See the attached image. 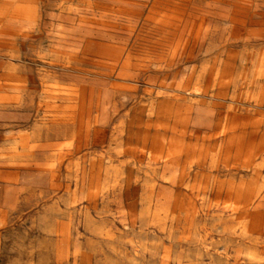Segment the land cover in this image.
I'll use <instances>...</instances> for the list:
<instances>
[{
    "label": "rangeland",
    "instance_id": "obj_1",
    "mask_svg": "<svg viewBox=\"0 0 264 264\" xmlns=\"http://www.w3.org/2000/svg\"><path fill=\"white\" fill-rule=\"evenodd\" d=\"M161 1L0 0V264H264V0L239 14L246 43L221 15L196 34L189 13L161 28L174 14ZM215 68L223 78L185 99L180 85ZM171 101L227 133L189 126L172 165ZM249 191L252 209H232Z\"/></svg>",
    "mask_w": 264,
    "mask_h": 264
},
{
    "label": "bare ground",
    "instance_id": "obj_2",
    "mask_svg": "<svg viewBox=\"0 0 264 264\" xmlns=\"http://www.w3.org/2000/svg\"><path fill=\"white\" fill-rule=\"evenodd\" d=\"M196 1H201V0H196ZM205 1V0H204ZM207 4H208V9L205 10H200L194 6H192V2H194V0H163L161 1V5L163 6H171L174 14H170L168 17L167 16H163L161 18H159L158 20V24L160 25L161 28L164 27H179L180 24L183 23V19H185V17L187 18V14H191L192 17V24L193 26L195 25L196 28H194L195 30V34L200 31L204 25H206L207 20L210 21L211 18H213L214 16L218 15V16H222L227 18V20L230 22V30L233 33V37H229V39H227L228 41H231V39H234L235 41H242V42H247V41H252L250 40V38H248L249 34L247 33V25H248V20L247 17L244 15H239L240 13H242V9H244L245 5H249V1L250 0H206ZM259 1V0H258ZM13 2V1H12ZM27 2V1H26ZM91 2V1H90ZM7 3V2H6ZM16 3V2H15ZM32 3V2H30ZM2 4V3H1ZM5 4V2H4ZM33 4V3H32ZM100 4V3H97ZM11 5V4H10ZM19 5V4H18ZM28 5H30L28 3ZM64 5H66L64 3ZM102 5V4H101ZM4 6V5H3ZM2 6V7H3ZM25 6V5H24ZM34 6V5H33ZM72 6V5H71ZM70 6V7H71ZM95 6V5H93ZM92 6V7H93ZM108 6V5H107ZM111 6V5H110ZM113 6V5H112ZM261 6V5H260ZM259 6V8H260ZM264 6V5H263ZM61 7V6H60ZM76 7V6H74ZM98 7V6H97ZM251 7V6H250ZM4 8V7H3ZM12 8V7H10ZM27 8V7H26ZM65 8V7H64ZM73 8V7H72ZM263 8V7H262ZM5 9V8H4ZM9 10V8H7ZM30 9V8H29ZM78 9V8H77ZM91 9V8H90ZM116 9V8H115ZM122 9V8H120ZM149 9V8H148ZM1 10V9H0ZM66 10V9H65ZM70 10V9H69ZM68 10V11H69ZM95 10V9H94ZM100 10V8H99ZM103 10V9H102ZM175 10V11H174ZM4 11V10H3ZM10 11V10H9ZM8 11V12H9ZM34 11V9H33ZM60 11V10H58ZM67 11V10H66ZM72 10H70L71 12ZM85 11V10H84ZM89 11V10H88ZM105 11V10H104ZM252 11V10H251ZM95 12V11H94ZM129 12V10H128ZM33 13V12H32ZM90 13V12H89ZM116 13V12H115ZM251 13V12H250ZM91 14V13H90ZM93 14V13H92ZM97 14V12H96ZM101 14V13H100ZM143 14V13H142ZM149 14V13H148ZM32 15V14H31ZM73 15V14H72ZM82 15V14H81ZM88 15V14H87ZM95 16V14H93ZM121 15V14H120ZM135 15V14H134ZM258 15V14H257ZM84 16V15H82ZM113 16V15H112ZM145 16V15H144ZM143 16V18H144ZM254 16V15H253ZM106 17V16H105ZM111 17V16H110ZM116 17V16H115ZM134 17V16H133ZM136 17V16H135ZM16 18V17H15ZM101 18V17H100ZM117 18V17H116ZM91 19V18H90ZM256 19V18H253ZM259 19V18H258ZM126 20H128L126 18ZM252 20V19H251ZM42 21V20H41ZM83 21V20H82ZM103 21V20H102ZM120 21V19H119ZM153 21V20H152ZM189 21V19H188ZM201 21V22H199ZM76 22V21H75ZM84 22V21H83ZM107 22V21H106ZM121 22V21H120ZM132 22V21H131ZM138 22V21H137ZM149 22V21H148ZM253 22V21H252ZM258 22V21H257ZM82 23V22H81ZM109 23V22H108ZM116 23V22H115ZM44 24V23H43ZM57 24V23H56ZM136 24V23H135ZM190 24V22H189ZM189 24H188V28H189ZM253 24V23H252ZM61 25V24H59ZM120 25V24H119ZM251 25V24H249ZM104 26V25H102ZM126 26V25H125ZM184 26V25H183ZM187 26V24H186ZM254 26V24H253ZM42 27V26H41ZM132 27V26H131ZM182 27V26H181ZM185 27V26H184ZM113 28V27H112ZM120 28V27H119ZM61 29V28H60ZM68 29V28H67ZM91 29V28H89ZM42 30V29H41ZM10 33L9 31L5 34ZM65 33V31H64ZM77 33V32H76ZM85 33V32H84ZM91 33V32H90ZM99 33V32H97ZM105 33V32H104ZM103 33V34H104ZM191 33V32H190ZM71 35V33H69ZM68 34V35H69ZM92 34V33H91ZM116 34V33H115ZM118 34V33H117ZM74 35V34H73ZM101 35V34H100ZM122 35V34H121ZM124 35V34H123ZM132 35V34H131ZM189 35V34H188ZM63 36V35H62ZM81 36V35H80ZM84 36V35H83ZM91 36V35H90ZM102 36V35H101ZM64 37V36H63ZM74 37V36H73ZM75 38V37H74ZM113 38V37H112ZM122 38V36H121ZM38 39V38H37ZM80 39V37H79ZM186 39V38H185ZM83 40V39H82ZM109 40V39H108ZM119 40V39H117ZM187 40V39H186ZM189 40V39H188ZM7 41V40H6ZM43 42V41H42ZM110 42V41H109ZM150 42V41H149ZM184 42V41H183ZM254 42V41H253ZM3 43V42H2ZM9 43V41H8ZM7 43V44H8ZM17 43V42H16ZM89 43V42H88ZM176 43V42H175ZM174 43V44H175ZM91 44V43H90ZM9 45V44H8ZM92 45V44H91ZM96 45V44H95ZM130 45V44H129ZM11 46V44H10ZM41 46V45H40ZM86 46V45H85ZM94 46V45H93ZM97 46V45H96ZM115 46V45H114ZM127 46V45H126ZM9 47V46H8ZM25 47V46H23ZM123 47V46H122ZM173 47V46H172ZM177 47V46H176ZM3 48V47H2ZM26 48V47H25ZM41 48V47H39ZM124 48V47H123ZM7 49V48H6ZM10 49V47L8 48ZM92 49V48H91ZM102 49V48H101ZM117 49V48H116ZM119 49V48H118ZM125 49V48H124ZM131 49V48H130ZM188 49V48H187ZM23 50V49H22ZM37 50V49H36ZM103 50V49H102ZM1 51V50H0ZM44 51V50H43ZM173 51V50H172ZM23 52V51H22ZM31 52V51H30ZM167 52V51H166ZM6 53V52H5ZM37 53V52H36ZM85 53V52H83ZM88 53V50H87ZM123 53V52H122ZM131 53V52H130ZM134 53V52H133ZM8 54V53H7ZM33 54V53H32ZM81 54V53H80ZM105 54V53H104ZM171 54V53H170ZM20 55V54H19ZM16 54V56H19ZM36 55V54H35ZM107 55V52H106ZM110 55V54H109ZM12 56V55H11ZM15 56V55H14ZM12 56V57H14ZM42 56V55H40ZM86 56V55H85ZM105 56V55H104ZM173 56V55H172ZM20 57V56H19ZM48 57H51L48 55ZM64 57V55H63ZM110 57V56H109ZM53 58V57H52ZM60 58V57H59ZM58 58V60H59ZM67 58V57H66ZM44 59V58H43ZM47 59V58H46ZM49 59V58H48ZM112 59V58H111ZM114 59V57H113ZM121 59V58H120ZM178 59V58H177ZM19 60V59H18ZM45 60V59H44ZM51 60V59H50ZM67 60V59H66ZM55 61V60H54ZM68 61V60H67ZM66 61V62H67ZM118 61V60H116ZM177 61V60H176ZM25 62V61H24ZM49 62V61H48ZM179 62V61H178ZM184 62V61H183ZM7 63V62H6ZM53 63V62H52ZM103 63V62H102ZM15 64V63H14ZM13 64V65H14ZM19 64V61H18ZM23 64V63H22ZM118 64V63H117ZM176 64V63H175ZM17 64H15L16 66ZM38 65V64H37ZM162 65V64H161ZM41 66V65H40ZM47 66V65H46ZM62 66V65H61ZM66 67V65H64ZM132 66V65H131ZM148 66V65H147ZM7 67V66H6ZM45 67V66H44ZM53 67V66H52ZM23 68V67H22ZM68 68V67H66ZM212 68V67H211ZM5 69V68H4ZM55 69V68H54ZM65 69V68H64ZM156 69V68H155ZM255 69V70H254ZM254 71H252V76L254 77L253 80H257L258 78H260V74H261V70L260 67L255 66L254 67ZM25 70V69H24ZM210 70V67H209ZM14 71V70H13ZM16 71V70H15ZM18 71V70H17ZM26 71V70H25ZM39 71V70H37ZM95 71V70H94ZM52 72V71H51ZM57 72V71H55ZM110 72V71H109ZM209 72V71H208ZM93 73V72H91ZM153 73V72H152ZM156 73V72H154ZM153 73V74H154ZM24 74V73H22ZM84 74V72H83ZM95 74V73H94ZM99 73H97L98 75ZM101 74V73H100ZM150 74V73H149ZM25 75V74H24ZM31 75V74H30ZM7 76V75H6ZM5 76V77H6ZM42 76V75H41ZM40 76V77H41ZM150 76H152L150 74ZM258 76V77H255ZM4 77V76H3ZM10 77V76H8ZM21 78V76H18ZM23 77V76H22ZM109 77V76H108ZM33 78V77H31ZM148 78V77H147ZM151 78V77H150ZM223 78V72L220 68H215L212 69L210 74H207L205 72L201 73L198 77V79L196 80V82L193 85H190V83L187 84V82L184 84L180 85L179 91L183 92L186 94V98L187 100L191 99V97L197 96L199 98H201L202 96H205V94L207 93L204 85L206 84V82L211 81L214 82L215 84H217L221 79ZM3 79V78H2ZM37 79V78H36ZM42 79V78H41ZM50 78H48L49 80ZM47 80V81H48ZM58 80V79H56ZM119 80V79H118ZM150 80V79H149ZM14 81V80H13ZM38 81V80H37ZM51 81V80H50ZM184 81V80H183ZM53 82V81H52ZM63 82V81H62ZM142 83V82H141ZM30 84V83H29ZM66 84V82H65ZM144 84V83H143ZM33 85V84H31ZM35 85V84H34ZM43 85V84H42ZM70 85V84H68ZM75 85V84H74ZM149 85V84H148ZM179 85V84H178ZM36 86V85H35ZM80 86V85H79ZM86 86V85H85ZM25 88V87H24ZM44 88V87H43ZM88 88V87H87ZM98 88V87H97ZM108 88V87H107ZM41 89V88H40ZM138 88H136L137 90ZM46 90V89H45ZM97 90V89H96ZM44 91V90H43ZM125 91V90H124ZM79 92V90H78ZM88 92V91H87ZM123 92V91H122ZM29 93V91H28ZM146 93V92H145ZM22 94V93H21ZM25 94V93H24ZM98 94V92H97ZM16 95V94H15ZM146 95V94H145ZM97 96V95H96ZM40 97H42L40 95ZM39 98V97H38ZM20 99V98H19ZM40 99V98H39ZM93 99V98H92ZM16 100V99H15ZM31 100V99H30ZM36 100V99H35ZM54 100V99H53ZM116 100V99H115ZM66 101V100H65ZM71 101V100H70ZM88 101V100H87ZM113 101V100H112ZM11 102V101H10ZM17 102V101H15ZM24 102V101H23ZM46 102V101H45ZM90 102V101H89ZM92 102V101H91ZM168 102V101H167ZM3 103V102H2ZM1 103V104H2ZM32 103V102H31ZM63 103V102H62ZM61 103V104H62ZM99 103V102H98ZM120 103V102H119ZM164 103V102H163ZM68 104V103H66ZM34 105V103H33ZM31 104V106H33ZM37 105V104H36ZM54 105V104H53ZM5 106V105H3ZM90 106V105H89ZM6 107V106H5ZM28 107V106H26ZM68 107V106H67ZM144 107V106H143ZM89 108V107H88ZM145 108V107H144ZM190 107L187 105H180L179 103H177V101H171L169 104L165 105V107L163 108V112L165 114H167V116H169V118H171L172 120V126H171V134H172V139H167L165 138L163 140L164 143V147L168 146L167 148H165V151L162 155L163 159L165 158L167 161H169L172 165L177 164V162H179V158H180V154H181V150H178L177 145L179 144V142L181 141L182 137H184L186 135V129L189 126H193V130L189 133L190 136L193 137H198L199 135H201L202 133L205 134L207 133V135H205L204 137H207L208 139L212 140L213 138H223V136L227 133V128L224 126L223 129L220 132H216L213 135L210 133L211 131H213L214 129H216L215 127H217V124H215L213 122V117L214 114L211 112H206L204 114H202L201 116H199V118H196L195 121H191L188 118V115L190 113ZM1 109V106H0ZM7 109V108H6ZM9 109V108H8ZM12 109V108H11ZM20 109V107H19ZM66 109V108H65ZM36 110V109H35ZM201 110V109H200ZM23 111V109H22ZM28 111V110H27ZM47 111V110H46ZM57 111V110H56ZM91 111V110H90ZM144 111H146V108L144 109ZM33 112V111H32ZM35 112V111H34ZM53 112V111H52ZM51 112V113H52ZM41 113V112H40ZM57 113V112H56ZM59 113V112H58ZM144 113V112H143ZM13 114V113H12ZM42 115V114H41ZM62 115V114H61ZM34 116V115H33ZM57 116V115H56ZM195 116V115H194ZM43 117V116H42ZM48 117V116H47ZM55 117V116H54ZM18 118V117H17ZM65 118V117H64ZM52 119V118H51ZM54 119V118H53ZM60 119V118H59ZM58 119V120H59ZM64 120V119H63ZM140 120V119H139ZM147 120V119H146ZM81 121V120H80ZM13 122H17V121H13ZM21 122V121H20ZM37 122V121H36ZM32 123V122H30ZM48 123V122H47ZM51 123V122H50ZM80 123V122H79ZM15 124V123H14ZM26 124V123H25ZM56 124V123H55ZM62 125V124H61ZM60 125V126H61ZM67 125V124H66ZM71 125V124H70ZM138 125V124H137ZM25 126V125H24ZM49 126V125H48ZM84 126V125H83ZM140 126V125H138ZM156 126V124H155ZM4 127V126H3ZM8 127V126H7ZM15 128V126H13ZM17 127V126H16ZM70 126H67V128ZM75 127V126H74ZM154 127V126H152ZM130 128V125H129ZM135 128V127H134ZM143 128V127H142ZM5 129V128H4ZM40 129V128H39ZM42 129V128H41ZM45 129V128H44ZM55 129V128H54ZM130 130V129H129ZM44 131V130H43ZM47 131V129H46ZM56 131V129H55ZM92 131V130H91ZM90 132V131H89ZM152 132V131H151ZM205 132V133H204ZM54 133V132H53ZM155 133V132H154ZM153 133V135H154ZM165 133V132H164ZM163 133V134H164ZM41 134V133H40ZM74 134V133H73ZM147 134V133H146ZM162 134V133H161ZM51 135V134H50ZM157 135V133H156ZM84 136V135H83ZM147 136V135H146ZM31 137V136H30ZM74 137V136H73ZM78 137V136H76ZM89 137V136H88ZM161 137V136H160ZM203 137V136H202ZM9 138V137H8ZM15 138V137H14ZM13 138V139H14ZM47 138V137H46ZM49 139V138H47ZM58 139V138H57ZM64 139V138H63ZM84 139V138H83ZM76 140V139H75ZM5 141V140H4ZM13 141V140H12ZM61 141V140H60ZM67 141V140H66ZM28 142V139L26 137H24L22 139V143L24 145H26ZM30 142V141H29ZM157 142V141H156ZM85 143V141H84ZM235 146L237 147V156H239V159L242 160V162L245 163V160L247 158L246 155L241 154L242 152V148L243 146L239 143H236ZM1 147V146H0ZM8 147V146H7ZM77 147V146H76ZM14 148V147H13ZM153 148V147H152ZM135 149V148H134ZM15 150V149H14ZM17 150V149H16ZM75 150V149H74ZM198 150V149H197ZM50 152V151H49ZM57 152V151H56ZM148 152V151H147ZM130 153V152H129ZM148 154H150L148 152ZM22 155V154H21ZM32 156V155H31ZM52 156V155H51ZM135 156V155H134ZM149 156V155H147ZM36 157V156H35ZM39 157V156H38ZM45 157V156H43ZM42 157V158H43ZM49 157V156H48ZM47 157V158H48ZM41 159V158H40ZM135 159V158H133ZM132 160V159H131ZM199 160V159H198ZM7 161V160H6ZM16 161V160H15ZM23 161V160H22ZM45 161V160H44ZM30 162V160L28 161ZM35 162V161H34ZM131 162V161H130ZM24 163V162H22ZM32 163V162H30ZM38 163V162H37ZM56 163V162H55ZM145 163V162H144ZM152 163V161L150 162ZM198 163V162H197ZM33 164V163H32ZM147 164V163H146ZM153 164V163H152ZM185 164V163H184ZM26 165V164H25ZM13 166V165H12ZM11 166V167H12ZM18 166V165H17ZM199 166V165H198ZM27 167V166H26ZM36 167V164L35 166ZM52 167V165H51ZM54 167V166H53ZM15 168V167H14ZM24 168V167H23ZM190 169V168H189ZM188 169V170H189ZM194 169V168H193ZM149 170V169H148ZM192 171V170H191ZM190 171V172H191ZM153 172V171H151ZM187 174V172H186ZM155 180V179H154ZM93 181V179L91 180ZM153 181V179H152ZM94 183V182H93ZM92 185V184H91ZM153 189V188H152ZM252 193L249 192H245V193H239L237 196H235L234 198H232V202H231V206L232 209L236 210V211H250L252 209V206L254 205L255 202V197L256 195H251ZM152 199V198H151ZM179 199V198H178ZM153 199L151 200L152 203ZM185 201V200H184ZM182 202V201H181ZM150 203V202H149ZM174 204V203H173ZM179 205V204H178ZM183 205V204H182ZM181 205V206H182ZM174 206V205H173ZM187 208V207H186ZM151 209V208H150ZM179 210L181 209L180 207L178 208ZM231 209V210H232ZM184 210V209H183ZM233 210V211H234ZM182 211V210H180ZM182 213V212H180ZM238 213V212H237ZM247 218V217H246ZM244 221V220H243ZM241 223V222H240ZM244 224V223H243ZM242 225V223H241ZM248 225V224H247ZM246 234V233H245Z\"/></svg>",
    "mask_w": 264,
    "mask_h": 264
}]
</instances>
